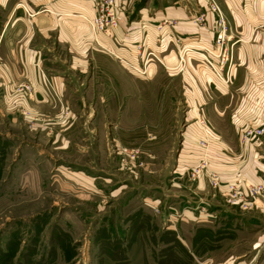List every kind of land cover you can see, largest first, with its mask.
<instances>
[{"label":"rangeland","instance_id":"obj_1","mask_svg":"<svg viewBox=\"0 0 264 264\" xmlns=\"http://www.w3.org/2000/svg\"><path fill=\"white\" fill-rule=\"evenodd\" d=\"M213 1L226 27L221 54L214 44L219 12L200 0L201 16L213 13L218 28L205 44L176 38L181 44L172 75L162 54L144 48L143 40L135 53L125 54L129 60L106 47L85 73L74 74L72 87L83 89L84 100L70 102L76 110L67 117L72 128H30L21 117L12 122L0 115V264H216L226 256L212 250L221 232L181 229L178 215L180 200L192 199L201 177L208 178L214 204L241 212L264 192L262 184L237 182L221 192L207 156L210 132L201 130L197 138L199 120L183 79L188 55L201 56L223 85L232 79L234 42ZM120 6L116 27L135 22L143 30L145 19L164 3L120 0ZM258 125L240 128L242 145L264 143L242 137ZM171 206L178 210L175 220Z\"/></svg>","mask_w":264,"mask_h":264},{"label":"crops","instance_id":"obj_2","mask_svg":"<svg viewBox=\"0 0 264 264\" xmlns=\"http://www.w3.org/2000/svg\"><path fill=\"white\" fill-rule=\"evenodd\" d=\"M114 1L120 12V0ZM216 2L234 42L232 79L223 85L201 56L188 55L183 79L199 120L197 138L201 130L212 136V128H217L210 136L207 156L210 168L218 172L220 191L230 182L264 185V143L242 145L238 140L247 122L264 123V0ZM163 3L145 19L143 30L131 22L108 35L92 32L83 18L93 15V0H0V115L12 122L21 117L24 123H32L30 128H72L73 121L67 117L76 116V110L70 102L84 100L83 89L72 87L74 74L85 73L106 47L129 60L125 54L135 53V44L143 40L144 48L162 54L164 67L172 75L181 42L208 43L218 26L213 13L201 16L204 4L200 0ZM20 4L26 5L29 14ZM22 81L32 86L30 93L17 91ZM207 179H198V194L191 200H180V228L213 227L221 232L212 250L226 256L216 264H264V192L241 212L234 205L214 204ZM174 211L178 210L171 206L172 220Z\"/></svg>","mask_w":264,"mask_h":264},{"label":"built area","instance_id":"obj_3","mask_svg":"<svg viewBox=\"0 0 264 264\" xmlns=\"http://www.w3.org/2000/svg\"><path fill=\"white\" fill-rule=\"evenodd\" d=\"M211 7L213 9H217L219 12V21H220V28L217 31L214 44L218 49V54H221V51L223 50V47L226 45V27L224 22V17L220 13L218 7L215 5L213 0H209ZM208 2V3H209ZM95 4V10L96 14L92 17L84 16V20L87 24L91 25L92 29L95 31H100L105 34H108L116 28L121 22H122V16L120 12L115 7V1L114 0H94ZM187 47V46H186ZM206 51V50H205ZM210 51V50H208ZM216 54V55H218ZM153 55V54H152ZM215 55V56H216ZM221 61H225L223 58ZM32 89V86L29 83H22L18 85L17 91L22 93H30ZM251 136V138H257L264 140V123L260 124L254 128H246L243 131L242 137L244 140H249L248 137ZM261 186H258L255 188V192L261 191Z\"/></svg>","mask_w":264,"mask_h":264}]
</instances>
